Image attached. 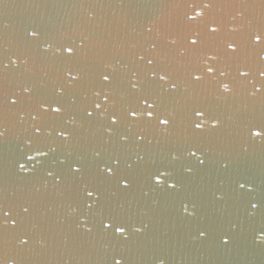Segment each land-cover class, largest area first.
I'll use <instances>...</instances> for the list:
<instances>
[{
	"label": "water",
	"instance_id": "obj_1",
	"mask_svg": "<svg viewBox=\"0 0 264 264\" xmlns=\"http://www.w3.org/2000/svg\"><path fill=\"white\" fill-rule=\"evenodd\" d=\"M262 71L264 0H0V199L18 221L0 220V264H264ZM109 158L127 189L101 174Z\"/></svg>",
	"mask_w": 264,
	"mask_h": 264
},
{
	"label": "snow or ice",
	"instance_id": "obj_2",
	"mask_svg": "<svg viewBox=\"0 0 264 264\" xmlns=\"http://www.w3.org/2000/svg\"><path fill=\"white\" fill-rule=\"evenodd\" d=\"M31 35L36 36L37 33L33 32V33H31ZM261 39L262 38L259 35H257L255 37V40H256L257 43H259L261 41ZM192 43H196V41L193 40ZM230 47H233V49H234L235 46L230 45ZM65 51L67 53H69V54L73 53V49L71 47L66 48ZM207 71L211 73V72L214 71V69L212 67H208ZM241 75L246 76V75H248V73L242 72ZM260 75L264 76V71H262L260 73ZM73 79H75V77ZM161 79H164V77H161ZM196 79H199V77H196ZM103 80L104 81H108L109 80V76L108 75H104L103 76ZM173 87H175V85H173ZM223 87L225 89H228V85L227 84H224ZM107 99H108V97H105V100H107ZM11 102L13 104L16 103L15 100H12ZM144 103L148 104L147 99L144 100ZM61 107H51V112L59 113L61 111ZM100 107H101V105L99 103H97L95 105L96 109H99ZM148 108L149 109H154V106L151 105V104H148ZM45 110L47 111V109H45ZM87 115L91 117L92 113L91 112H87ZM128 115L131 118L136 119L137 118V111L136 110H129ZM144 115H146L148 118H152L153 117V111L148 110L146 112H141V116H144ZM195 115L197 117H200V116H203L204 113L202 111H200V110H196L195 111ZM157 119H159V117H157ZM110 120H111L112 126H116L118 124L117 115L115 113H113L110 116ZM159 123L162 124V125H167L169 123V121L166 120V119H159ZM193 123H194V128L195 129H201L203 127L202 124L199 123V122L193 121ZM217 123H218V121L214 122L213 123V127H215L217 125ZM35 133H37V134L41 133V128L40 127H35ZM0 135H3V133L0 132ZM58 135H60L62 137H66L67 133L61 131V132L58 133ZM249 135L252 138H257L258 137V138H260L261 141H264V123H262L260 125H255L252 128H250L249 129ZM121 139H122V141L127 142L129 140V137L127 135H122ZM137 139L142 141L144 139V137L143 136H138ZM33 151L35 152L34 156L25 154L26 159L28 161H35L37 157H43L44 159H47L48 156H49V152L45 151L43 148H35V149H33ZM97 155H99V153H97ZM189 156L193 157V158H196L197 162L200 165H203L205 163L204 159H200V158L196 157V151H192L191 149H189ZM174 159H178V157H174ZM17 164H18L19 169L24 170V171H28V169H26L24 163H20L19 161H17ZM119 165H120L119 158H109L108 161L104 162V168L101 169L100 172H101V174L106 175L109 178L115 179L116 183L118 185L122 184L123 188L127 189L130 186L129 177L127 175L121 174V170H120ZM69 167H70L73 175H79L81 173V171H82V167L83 166L77 167V168H72L71 165H69ZM185 170L188 173H191L193 169H192L191 166H185ZM47 175L48 176H53V172L52 171H48ZM151 179H152V181L154 182L155 185H157V186H161L162 185V186L166 187L168 190H175L176 186H177V183H179L178 180H177L176 183H169V181L173 180L174 177L172 176V174L170 172L161 171L159 168L155 171V173L152 174ZM235 183H236L238 189L241 191L242 194H251L253 191H255L254 187H252V188L246 187V185H249L251 182L247 178H245L243 176L238 177L236 179ZM94 192H95V189L85 188V194H86V197L88 199H92L94 197ZM97 202H98V200H97ZM248 203L253 209H255L257 207V204L254 203L251 200H249ZM259 203H260L261 207H264V198H262ZM87 207L89 209H91L93 207V205L92 204H87ZM12 210L13 209L10 206L6 205L3 202V200L0 199V220L7 222L10 219L11 224L12 225H16L18 223V221H17V219L12 218V216H11ZM184 210H185V212L188 211L187 208H185ZM23 212L24 213H28L29 212V208L28 207H23ZM107 219H111V218L110 217H105V220H107ZM105 220H101V226L105 230L111 229L114 233H118V234H124L125 233V231H126V225L125 224L117 223L115 220H113L112 223H106ZM205 235H206L205 230H202V229L199 230V236L200 237H204ZM258 236H259V238L261 240H264V228H261L259 230ZM223 242L225 244H227L228 240L224 239ZM25 243H26V241H25ZM118 256L120 257L119 259H118ZM122 259H124V258L121 256V254L119 252L114 253L111 256L110 264H121Z\"/></svg>",
	"mask_w": 264,
	"mask_h": 264
}]
</instances>
